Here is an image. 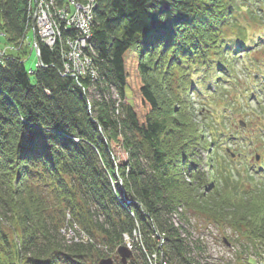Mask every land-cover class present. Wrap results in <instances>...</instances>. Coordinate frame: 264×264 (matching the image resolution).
Returning a JSON list of instances; mask_svg holds the SVG:
<instances>
[{
    "label": "trees",
    "instance_id": "trees-1",
    "mask_svg": "<svg viewBox=\"0 0 264 264\" xmlns=\"http://www.w3.org/2000/svg\"><path fill=\"white\" fill-rule=\"evenodd\" d=\"M94 16L95 77L63 76L61 52L38 36L43 66L30 73L31 0H0L9 40H29L0 59V264H99L135 230L142 245L129 264H149L152 251L165 264H201L205 247L174 221L188 222L196 208L184 191L197 197L191 188L209 182L196 167L198 147L211 154L208 196L264 204V186L242 187L235 161L220 153L238 110L224 83L236 84V62L264 41V0H97ZM153 74L173 102L172 123L159 114ZM205 213L264 247V209ZM68 224L89 241L69 242Z\"/></svg>",
    "mask_w": 264,
    "mask_h": 264
},
{
    "label": "rangeland",
    "instance_id": "rangeland-1",
    "mask_svg": "<svg viewBox=\"0 0 264 264\" xmlns=\"http://www.w3.org/2000/svg\"><path fill=\"white\" fill-rule=\"evenodd\" d=\"M33 29L35 31V25H33ZM29 36H31V33L29 34ZM33 43H35V40H33V42L30 44L31 47L29 53H31L29 54V56L26 57L25 61V65L28 69L37 68V63L39 60L37 54L31 51ZM68 43L69 42L66 39L64 41V46L66 44V47H63L62 45V48H66V50H68L67 52H69V54L71 55L70 58H77L76 51L71 46L69 47ZM24 44L28 45L29 40H27L25 43L23 42V40L19 42L11 41L9 40L8 35L5 33L4 28L0 26V49L3 51L6 50L7 54L5 55V57L10 53L21 50L24 47ZM62 48L60 47L58 49L61 52V56L63 58ZM81 57L85 59L84 61H82L83 64H81V70L84 72L83 75H91L92 77H94V74L91 71V66L89 68L87 67L88 57H84L83 55ZM251 60L252 62L249 63ZM63 64L64 60L62 63V67ZM247 64H252L253 67L247 68ZM92 68L94 69L95 67L92 65ZM87 69L89 70L87 71ZM236 71L237 87L236 84L231 81L224 83V89L228 93L227 96L232 97L233 103L237 106L238 110L233 112V114L231 115L232 117L229 120H226V125L228 128L227 133H232V135L230 138H224V148L220 150V153L222 156H224L227 160L230 161L229 158L231 157V154H227L225 148L228 147L233 150L235 156L232 157L233 159H235L234 161H236H233V167L240 171V174H237L235 172V176L242 180L241 182L244 185H242V187H248L249 189H252L256 184H258L259 186L264 185V41L252 47L250 60L248 62H245L243 60H238L236 62ZM150 78L151 82H153V84L155 85V91L162 106L159 114L165 117L168 113L167 117L170 118V122L172 123L173 110H169L168 107L170 106V104L172 106L173 102L172 100H170L168 94L165 90H163L162 86L160 85V77L153 74ZM215 83L216 82L214 80L213 84L215 85ZM236 88L238 90H241L242 92L240 91L241 93H239L238 91L237 93ZM89 91V93H91L92 95L94 94L92 88H89ZM112 95L114 99L119 101L120 97L115 90L112 91ZM128 96L131 97L130 91H128ZM90 100H92L91 97H89V101ZM195 100L197 102L200 101L199 98L196 96ZM167 109L169 110V112ZM212 117L214 120L217 121L214 116L209 115V118ZM240 120L245 121L247 125L245 127L240 126ZM218 121H220V119H218ZM257 154H260L259 160L256 159ZM196 155V167L199 170H202L207 173L209 181L208 185H210L214 182L213 172L209 164V159L211 157L210 151L206 148L198 147ZM236 169H234V171H237ZM247 169L250 170L251 174H253V177H255V179L252 178L251 180H249L250 178H248V175L246 173ZM116 176L121 179L118 172ZM189 179L190 178L187 176V181ZM113 185L114 188L119 187L128 199L121 180H115L113 182ZM208 185H206L200 190L204 191L203 196H201L200 191H195L194 188L191 189L196 192L195 194L197 197H195L191 190L186 189L187 191H184V197H187L190 200L191 204L196 207L195 210L189 211L188 222H183V218L180 214L174 216V221L176 225H180L185 228L183 234L187 236V239L192 240L194 242L196 241L198 245H208V252H206V257L204 259L196 257V261L201 262V260H217L215 255H221L222 252L220 251L223 250L217 249L216 245H225V238L230 242V244L227 245L229 251L226 253L227 258H225L229 260L230 264H234L236 260L238 261L244 257L251 255L250 251L252 253H256L260 257H263L264 247H258V249L256 250L253 249L251 247L252 243L247 241L244 235L234 230V228L231 226L224 224L220 225L219 223H215L213 218L205 212L214 211L217 213L219 212L221 214L230 213L232 217L240 215L239 218H241L247 213H254L257 210L264 209V204L262 202H260L261 204L257 202H249L247 204H244V201L242 202L238 200L236 201V203L232 204L230 202H227L228 205L224 206V204L222 203L224 202L223 198L208 196V193L211 192V189H207ZM132 239H137L136 242H139L142 245V236L140 235L139 230ZM213 245L216 247V250L213 249ZM115 264H117V262H115Z\"/></svg>",
    "mask_w": 264,
    "mask_h": 264
},
{
    "label": "built area",
    "instance_id": "built-area-1",
    "mask_svg": "<svg viewBox=\"0 0 264 264\" xmlns=\"http://www.w3.org/2000/svg\"><path fill=\"white\" fill-rule=\"evenodd\" d=\"M31 4L33 19L35 20L36 37H39V41L51 49H54L62 48V45L66 47V44L64 46V41L67 39L69 47L71 46L77 53V58H70L71 55L67 52L68 50L62 48L64 64L61 74L63 76H71L76 80H78L79 77H83L84 72L81 70L82 61L85 60L81 57L83 55L84 57H88L87 67L89 68L91 66V71L95 77L96 72L92 68L93 58L90 55V51L95 22L94 10L97 5V0H62V3H59L57 0H31ZM72 29L76 31L75 35H63V30ZM31 49L40 59L41 50L36 39ZM6 54V50L3 51L0 49V58L5 57ZM37 64V66H43L40 60ZM88 70L89 69H87V71ZM29 72L32 73L33 70L31 69ZM62 232L69 242L89 241V236L77 225H67ZM136 234L137 230L134 231V236ZM123 244L129 249H133L134 239H132L130 235L124 234ZM203 246L206 252H208V245ZM216 247L217 249L223 250L220 251L222 252L221 255H215L217 260H201V264H230L229 260L225 259L227 258L226 253L229 250L222 246L216 245ZM216 247L213 245L214 250H216ZM250 253L251 255L247 256V258L235 261L234 264H264V256L260 257L251 251ZM159 256L160 254L158 252L148 253L150 264H165L159 261Z\"/></svg>",
    "mask_w": 264,
    "mask_h": 264
},
{
    "label": "water",
    "instance_id": "water-1",
    "mask_svg": "<svg viewBox=\"0 0 264 264\" xmlns=\"http://www.w3.org/2000/svg\"><path fill=\"white\" fill-rule=\"evenodd\" d=\"M35 23V20L33 19V25ZM34 40L36 38V32H33ZM243 123V122H242ZM118 252L121 256V260L123 264H127L128 259L132 257V251H130L127 247L121 246L118 249ZM99 264H114V260L112 258H103L100 260Z\"/></svg>",
    "mask_w": 264,
    "mask_h": 264
}]
</instances>
